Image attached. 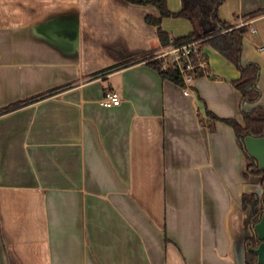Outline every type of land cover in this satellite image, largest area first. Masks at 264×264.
Returning <instances> with one entry per match:
<instances>
[{"label":"crops","instance_id":"obj_1","mask_svg":"<svg viewBox=\"0 0 264 264\" xmlns=\"http://www.w3.org/2000/svg\"><path fill=\"white\" fill-rule=\"evenodd\" d=\"M263 6L224 0L217 9L222 22L247 26L241 64L259 67V105L264 12L250 14ZM146 15L159 10L0 0V109L23 102L0 113V264H243L253 211L242 196L260 195L261 177L246 174L221 118L242 124L255 104L241 103L239 70L207 44L211 77L188 93L161 78L147 63L162 44ZM161 28L179 37L193 25L170 16ZM107 89L119 105L101 104Z\"/></svg>","mask_w":264,"mask_h":264},{"label":"trees","instance_id":"obj_2","mask_svg":"<svg viewBox=\"0 0 264 264\" xmlns=\"http://www.w3.org/2000/svg\"><path fill=\"white\" fill-rule=\"evenodd\" d=\"M223 1L224 0H181V8L176 12H172L168 9L166 0H132V2L138 4H152L158 8L159 15H146L145 21L156 27L157 35L159 36L162 46L167 45L171 37L161 28L162 18L170 16L183 17L192 23L193 30L187 35L175 37V40L182 41L192 38L200 39L202 45H209L227 61L233 64L240 72L239 78L233 80L232 83L241 93V103L255 105L249 110L243 111L242 124L232 118H221V120L233 127L234 132L241 143L243 151L248 159L246 174L258 175L261 177L262 193L260 195L247 193L242 196L243 208L250 206L253 211V219L251 223L252 233L249 237L245 238L243 242V264H259L256 255L250 251V248L256 247L259 243V240L254 235L253 224L256 223L264 204V168L258 167L257 161L248 154L244 145L245 136L252 135L259 137L264 135V105L256 104L261 96L256 84L259 67L254 62H250L245 66L241 64L242 39L244 33L247 31V26H233L224 23L219 19L217 9ZM263 12L264 6L255 12H252L250 16L253 17ZM145 57L146 55H143L139 58L128 61L125 64L143 60ZM147 63L158 71L161 78L170 80L182 87L184 86L176 69L169 68L166 71H161L159 69V59H148ZM33 99L34 98L27 99L24 102H29ZM21 103L23 102H15L0 109V113L15 109ZM206 115L210 120L220 119L208 110H206Z\"/></svg>","mask_w":264,"mask_h":264},{"label":"built area","instance_id":"obj_3","mask_svg":"<svg viewBox=\"0 0 264 264\" xmlns=\"http://www.w3.org/2000/svg\"><path fill=\"white\" fill-rule=\"evenodd\" d=\"M240 25H244L241 23ZM254 31V28H251ZM149 59H159V69L166 71L169 68L176 69L184 84L185 93L190 91V87L199 76L211 77V69L208 58L203 51L201 40L197 38L177 41L174 36L170 37L169 43L150 54ZM118 93L107 89L101 99L103 106H117L120 104Z\"/></svg>","mask_w":264,"mask_h":264},{"label":"water","instance_id":"obj_4","mask_svg":"<svg viewBox=\"0 0 264 264\" xmlns=\"http://www.w3.org/2000/svg\"><path fill=\"white\" fill-rule=\"evenodd\" d=\"M244 145L248 154L257 161L258 167L264 168V135H247L244 137ZM253 231L259 243L256 247H251L250 251L256 255L259 264H264V204L256 223L253 224Z\"/></svg>","mask_w":264,"mask_h":264}]
</instances>
